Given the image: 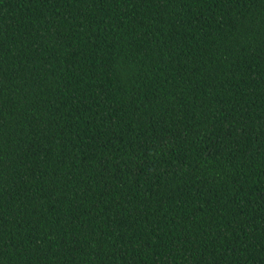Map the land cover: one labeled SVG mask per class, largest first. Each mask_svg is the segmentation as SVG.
Masks as SVG:
<instances>
[{"label":"trees","instance_id":"16d2710c","mask_svg":"<svg viewBox=\"0 0 264 264\" xmlns=\"http://www.w3.org/2000/svg\"><path fill=\"white\" fill-rule=\"evenodd\" d=\"M0 264H264V0H0Z\"/></svg>","mask_w":264,"mask_h":264}]
</instances>
